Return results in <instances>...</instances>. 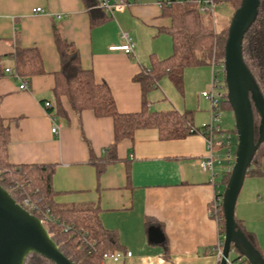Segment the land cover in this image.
<instances>
[{
  "label": "crops",
  "instance_id": "1",
  "mask_svg": "<svg viewBox=\"0 0 264 264\" xmlns=\"http://www.w3.org/2000/svg\"><path fill=\"white\" fill-rule=\"evenodd\" d=\"M226 5L232 16L233 8ZM34 8L43 12L33 13ZM105 13L104 23L91 26L82 0H0V117L9 129L8 162L51 166L57 207L95 209L101 227L116 235L122 254L118 262L103 264H219L220 228L208 208L214 192H223L224 170L220 178L216 168L214 175L201 170L200 161L207 156L204 135L160 140L156 129H139L116 145L115 161L104 162L109 157L105 150L114 143L112 119L90 110L75 113L64 96L53 94L60 70L57 30L77 50L82 69L91 71L96 83L106 84L120 114L141 111L143 94L135 78L151 69L153 61L172 54L171 19L159 0H129ZM124 33L134 43L131 56L108 50L124 43ZM17 44L40 55L43 72L29 82L12 75L10 56ZM170 80L162 77L145 95L149 111H188L194 127L207 123L210 103L201 93L210 87V65L183 70L181 95ZM23 82L27 88L20 90ZM45 102L52 103L51 112L44 109ZM51 116L59 126L55 135ZM213 150L223 152L216 144ZM249 170L235 219L264 258V157ZM152 227L160 231L161 241L151 239Z\"/></svg>",
  "mask_w": 264,
  "mask_h": 264
},
{
  "label": "trees",
  "instance_id": "2",
  "mask_svg": "<svg viewBox=\"0 0 264 264\" xmlns=\"http://www.w3.org/2000/svg\"><path fill=\"white\" fill-rule=\"evenodd\" d=\"M237 9L240 0H214ZM88 10L90 25L95 26L106 21L104 9L98 7V0H82ZM164 15L171 19L168 33L172 41V54L165 60L153 61L151 69L145 70L135 80L142 89V109L135 114H120L114 105L109 88L105 83H96L91 71L83 70L79 63L77 50L56 30L55 46L59 55L60 70L55 73V98L64 96L75 113L90 110L98 118H111L113 121L114 143L105 150L109 152L104 162L116 160V145L131 139L136 130L156 129L160 140L183 139L197 134L198 128L192 123L191 112L178 113L175 110L152 112L148 109L145 95L157 85L164 76L169 77L177 88L181 87V75L185 68L209 64L213 46L218 58L223 59L224 45L227 39V26L218 27L213 33L210 16L199 11L193 0H183L170 6L161 4ZM14 61L12 75L20 80L30 81L34 75L41 74L42 64L36 49L15 46L10 56ZM243 62L253 77L264 102V0H260L256 18L244 35L242 43ZM225 106L229 103L224 102ZM231 108V107H230ZM52 107L48 110L51 112ZM255 123V141L259 117L252 102ZM195 128V131H191ZM229 133V132H226ZM235 134V129L231 132ZM229 133V134H231ZM9 129L0 117V186L19 204L24 198L35 202L42 214H35L42 221L50 237L62 254L76 264H103L102 254L117 252L116 235L104 230L95 214V209L87 207L59 208L53 203L54 192L51 187L53 168L51 166H14L9 164L7 147ZM264 157V141L257 147L251 164ZM249 166V169H250ZM247 170L246 174L250 172ZM101 168L97 169V174ZM257 174V173H256ZM230 172H224L226 185ZM48 216V219H47ZM218 223L221 238L224 235L223 212ZM236 220V219H235ZM237 227L253 245V239L236 220ZM233 251L237 250L232 247ZM25 264H53L39 256L28 255Z\"/></svg>",
  "mask_w": 264,
  "mask_h": 264
},
{
  "label": "water",
  "instance_id": "3",
  "mask_svg": "<svg viewBox=\"0 0 264 264\" xmlns=\"http://www.w3.org/2000/svg\"><path fill=\"white\" fill-rule=\"evenodd\" d=\"M260 0H240L233 11L224 45L223 68L226 101L235 119L236 148L229 179L222 192L224 220L223 247L219 264H225L232 247L249 264H264V258L237 227L236 201L251 159L264 141V102L242 57L244 35L256 18ZM252 102L259 117L257 140ZM151 239L161 241L157 228L149 230ZM39 255L53 264H76L65 257L43 223L21 207L0 186V264H25L28 255Z\"/></svg>",
  "mask_w": 264,
  "mask_h": 264
},
{
  "label": "built area",
  "instance_id": "4",
  "mask_svg": "<svg viewBox=\"0 0 264 264\" xmlns=\"http://www.w3.org/2000/svg\"><path fill=\"white\" fill-rule=\"evenodd\" d=\"M129 0H120L115 3H110L108 0H99L100 8H103L105 11H112L113 9H121L122 7L128 4ZM183 0H159L160 6L164 4L166 6H170L174 3H180ZM199 7V11L203 14L209 15L212 19H214V11L216 8V3L214 0H193ZM33 13H42L43 10L41 8H34L32 10ZM122 38L124 39V43L121 45H112L108 48L110 52H120L125 55L131 56L134 51V43L129 38L128 34H122ZM211 69V82L210 87L207 91L201 93L202 97L207 99L210 103V115L209 121L207 123L202 124L198 127V133L204 135L206 138V151L207 156L204 160L200 161V168L202 171H209L214 175V170L217 167L223 168L224 172H230L233 160L234 153L232 150V140L233 136L229 133L220 130L219 122H220V110L223 106L224 102H226V87L224 81H222L221 76L224 74L223 68V59L216 62L214 59L209 63ZM6 73H10V70H6ZM18 79V78H17ZM27 88L26 83H21L19 86L20 90H25ZM43 107L46 111H48L52 107L51 102H45ZM52 127L51 133L57 134L59 131V126L55 124L54 118L51 116ZM195 131V128L191 130ZM220 146L223 151V158L215 155L213 153L214 145ZM19 204V203H18ZM25 210H27L32 215L42 214V211L37 208L35 202L31 201L29 198H24L19 204ZM222 211V192L215 191L214 196L209 204L208 213L210 217L219 223L222 219L221 217ZM42 215H46L42 214ZM48 219V216H47ZM41 221V220H40ZM42 222V221H41ZM223 247V237L220 238L219 242L216 246V255L218 261L221 258V252ZM233 252L232 248L230 249L228 256L226 258L225 264H249L247 260L241 256L239 253H236V256L233 259L229 258V254ZM130 253H127L126 256L130 257ZM122 258V254L118 252H105L102 254V261H112L118 262Z\"/></svg>",
  "mask_w": 264,
  "mask_h": 264
},
{
  "label": "rangeland",
  "instance_id": "5",
  "mask_svg": "<svg viewBox=\"0 0 264 264\" xmlns=\"http://www.w3.org/2000/svg\"><path fill=\"white\" fill-rule=\"evenodd\" d=\"M232 13V12H231ZM231 13H230V8L229 6H227L226 4H222L219 3L216 5L215 11H214V19H212L211 17L210 22L212 23L213 26V33L218 32L220 27H226L228 28L229 25V21L228 19H230L231 17ZM207 17V15H206ZM219 27V28H218ZM215 45L213 46V50H212V55L211 58L209 60V63L214 59L216 62H218L220 59V57L218 58L217 54L215 53ZM222 81H224V74L221 76ZM172 82V80H170ZM172 89L177 93H179L181 95V87L177 88L176 85L172 82ZM191 91V90H190ZM195 97H196V93H195ZM220 122H219V127L221 131H225V132H229L231 133L234 128H235V119L233 116V112L232 109L229 106H225L223 105L221 107L220 110ZM231 135L233 136V144H232V150L233 153L235 152V148H236V136L235 134L231 133ZM215 155L223 158V152L221 153H216ZM217 177L220 178V173H221V167H217ZM225 188V186H224ZM224 190V189H223ZM236 251H233L229 254V258L233 259L236 256Z\"/></svg>",
  "mask_w": 264,
  "mask_h": 264
}]
</instances>
